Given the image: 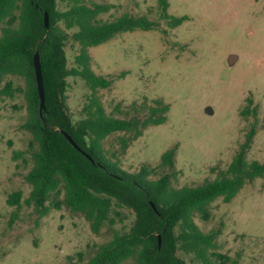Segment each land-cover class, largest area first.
<instances>
[{"label": "rangeland", "instance_id": "rangeland-1", "mask_svg": "<svg viewBox=\"0 0 264 264\" xmlns=\"http://www.w3.org/2000/svg\"><path fill=\"white\" fill-rule=\"evenodd\" d=\"M84 1L113 5L98 15L100 20L129 13L159 23L150 30L120 32L89 48L95 73L112 80L99 90L106 113L143 119L154 99L169 105L166 120L146 127L124 152L120 137L130 133L107 136L103 146L112 161L129 172L148 165L154 169L152 179L171 173L173 187L196 185L227 168L251 127L256 132L246 158L264 161V0H167L169 15L188 17L176 27L160 17L158 0ZM65 50L71 66L77 45L70 41ZM231 53L238 57L228 66ZM9 78L24 85L21 77ZM67 81V105L76 120L88 91L79 77ZM248 97L256 114L243 112ZM26 118L21 93L0 96V264H86L97 245L111 239L113 229L128 228L132 214L125 210L123 223L105 224L94 233L80 212L64 204L55 208L54 194L45 201L50 208L44 215L27 205L31 186L25 175L33 148L31 133L22 127ZM171 147L174 167L159 168L161 153ZM14 150L24 151L26 161L13 158ZM16 190L22 191L19 208L6 201ZM208 209V219L196 214L194 220L204 232H216L215 250L230 257L229 264H264V176L247 182L230 201L216 198ZM176 254L193 264L190 254ZM119 264L136 262L128 258Z\"/></svg>", "mask_w": 264, "mask_h": 264}, {"label": "trees", "instance_id": "trees-1", "mask_svg": "<svg viewBox=\"0 0 264 264\" xmlns=\"http://www.w3.org/2000/svg\"><path fill=\"white\" fill-rule=\"evenodd\" d=\"M158 5L160 17L167 19L170 27L188 18L169 15L167 0H158ZM112 7L109 3L84 0H0V96L23 95L27 118L22 127L32 135V166L25 175L31 190L25 202L44 215L50 208L45 201L54 194L55 208L64 204L71 211L80 212L94 233L105 224L112 228L123 223L128 218L125 210L132 214L128 228L113 229L111 239L97 245L86 264H119L128 258L136 264H187L176 254L178 250L190 254L193 264H229L230 257L215 250L216 232L201 230L194 216L208 219V206L213 200L222 197L230 201L247 182L264 176V161L247 160L245 155L256 129L251 127L246 133L245 141L224 171L196 185L173 187L171 173L152 179L154 169L148 165L129 172L112 161L103 146L107 136L117 131L130 133L129 137H120L124 152L146 127L163 123L169 109L168 104L154 99L143 119L117 118L106 113L99 90L109 87L112 80L95 73L89 48L120 32L150 30L159 25L146 15L129 13L110 20L98 18ZM44 11L48 14V27L44 26ZM70 41L77 45V51L73 65L68 66L65 46ZM36 51L45 96L41 112L33 67ZM7 76L21 77L24 85H14ZM71 76L82 79L88 91L81 117L76 120L67 105V78ZM246 101L243 112L256 114L252 99L248 97ZM61 130L93 161L73 147ZM174 156V147L164 150L158 167L172 169ZM17 157L26 161L24 151L14 150L13 158ZM60 194L63 197L58 199ZM21 196V190L9 193L7 204L19 208Z\"/></svg>", "mask_w": 264, "mask_h": 264}, {"label": "water", "instance_id": "water-1", "mask_svg": "<svg viewBox=\"0 0 264 264\" xmlns=\"http://www.w3.org/2000/svg\"><path fill=\"white\" fill-rule=\"evenodd\" d=\"M43 21H44V26L48 27L49 21H48V14L46 11H44L43 14ZM238 55L235 53H231L226 57V63L228 66L232 65L236 59H237ZM33 67H34V74L36 77V84H37V89H38V96H39V110L40 112L42 111V109L44 108V100H45V96H44V87H43V81H42V73H41V63H40V58H39V53L36 51L33 54ZM210 107H206L205 111L207 113L210 112ZM61 132L64 134V136L67 138V140L71 143V145L73 147H75L78 151H80L82 154H84L88 159H90L91 161L92 158L91 156L85 152L83 149H81L77 143L72 139V137L66 132L61 130ZM150 205L155 208L153 202L150 201ZM160 242V238L158 235V243Z\"/></svg>", "mask_w": 264, "mask_h": 264}]
</instances>
